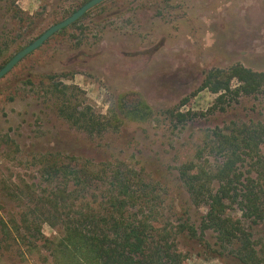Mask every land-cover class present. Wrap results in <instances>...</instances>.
<instances>
[{"label": "rangeland", "instance_id": "374dc122", "mask_svg": "<svg viewBox=\"0 0 264 264\" xmlns=\"http://www.w3.org/2000/svg\"><path fill=\"white\" fill-rule=\"evenodd\" d=\"M86 1L0 0V66ZM234 63L264 72V0H103L96 4L0 78V219H11L21 204L27 205V197L14 195L22 196L19 189L25 183L38 186V159L47 149H56L80 162L119 158L124 169L133 171L135 182L138 178L151 181L164 202L158 219L198 223L206 206L193 203L190 195L202 199L213 184L199 178L189 192L178 178V167L198 160L196 150L215 128L230 122L264 123V88L222 109L219 92L200 88L210 69ZM47 75L56 76V87ZM231 84L236 86L238 81ZM63 85L77 103L100 115L114 108L120 93L129 92L142 94L156 115L173 108L183 112L186 120L159 115L127 121L118 131L102 136L88 135L57 115L50 89ZM255 152L264 158V145L255 147ZM138 185L132 186L136 194L141 193ZM230 212L249 223L240 211ZM146 214L147 210L142 215ZM41 232L46 238L56 236L46 223ZM198 235L197 240L185 234L177 237L182 264H240L231 255L213 251L214 233L199 230ZM38 251L39 261L48 262L47 249L41 246ZM15 258L22 264L19 256Z\"/></svg>", "mask_w": 264, "mask_h": 264}, {"label": "trees", "instance_id": "16d2710c", "mask_svg": "<svg viewBox=\"0 0 264 264\" xmlns=\"http://www.w3.org/2000/svg\"><path fill=\"white\" fill-rule=\"evenodd\" d=\"M55 77L46 79L54 82ZM233 80L238 81L236 86ZM200 88L219 92L222 109L242 95L261 92L264 72L241 63L215 67L205 74ZM65 89L70 88L50 89L57 115L88 135L102 136L118 131L127 121L158 119L159 115L186 120L183 112L173 108L156 115L142 94L129 92L120 93L114 108L100 115L77 103ZM259 145H264V123L230 122L204 139L196 150V162L178 167V178L189 192L199 178L213 184L202 199L190 195L193 203L206 206L198 223L158 219L164 202L151 181L138 178L135 182L133 171L124 169L119 158L80 162L73 155L47 149L38 159V186L25 183L19 189L22 196L14 195L27 197V209L21 204L11 219H0V264H17L18 256L22 264H30V258H36L32 264H182L176 239L185 234L197 240L199 230L214 233L217 255H231L240 264H264V158L255 152ZM137 184L140 194L132 189ZM230 210L240 211L249 223ZM44 223L56 236H43ZM41 246L48 251V262L39 261ZM11 252L17 255L10 257Z\"/></svg>", "mask_w": 264, "mask_h": 264}, {"label": "water", "instance_id": "95a60500", "mask_svg": "<svg viewBox=\"0 0 264 264\" xmlns=\"http://www.w3.org/2000/svg\"><path fill=\"white\" fill-rule=\"evenodd\" d=\"M103 0H87L72 13L67 15L62 20L55 22L44 31H42L36 38L30 41L27 45L16 51L1 67H0V78L7 74L22 58L28 55L30 52L39 47L46 39L52 34L60 31L66 26L70 25L78 18H80L87 10L102 2Z\"/></svg>", "mask_w": 264, "mask_h": 264}, {"label": "flooded vegetation", "instance_id": "af4514ba", "mask_svg": "<svg viewBox=\"0 0 264 264\" xmlns=\"http://www.w3.org/2000/svg\"><path fill=\"white\" fill-rule=\"evenodd\" d=\"M31 53V52H30Z\"/></svg>", "mask_w": 264, "mask_h": 264}]
</instances>
